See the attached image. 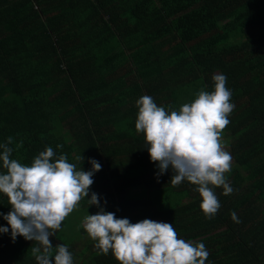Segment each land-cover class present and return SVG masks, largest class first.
<instances>
[{
	"label": "trees",
	"instance_id": "obj_1",
	"mask_svg": "<svg viewBox=\"0 0 264 264\" xmlns=\"http://www.w3.org/2000/svg\"><path fill=\"white\" fill-rule=\"evenodd\" d=\"M215 74L226 75L235 105L222 132L234 191L215 189L221 207L206 219L197 186L173 187L171 169L157 181L136 101L149 95L179 110L213 91ZM9 136L24 165L49 146L71 163L81 154L84 171L90 159L102 165L50 237L74 264H119L111 251L97 255L81 226L99 211L87 204L92 192L117 218L169 223L204 243L205 264H264V0H0V143ZM9 211L0 194V213ZM33 244L0 234V264H36Z\"/></svg>",
	"mask_w": 264,
	"mask_h": 264
},
{
	"label": "clouds",
	"instance_id": "obj_2",
	"mask_svg": "<svg viewBox=\"0 0 264 264\" xmlns=\"http://www.w3.org/2000/svg\"><path fill=\"white\" fill-rule=\"evenodd\" d=\"M212 80L213 91L201 89L179 110L171 105L166 110L151 96H141L136 101L135 122L136 132L144 136L150 161L158 169L157 181L171 169L173 187L184 181L197 186L194 190L201 197L200 209L206 219H213L221 207L215 189L222 188L224 196L234 191L226 176L232 168V156L225 150L222 132L230 123L235 105L226 87V75L215 74ZM13 142L9 136L0 143V162L6 170L0 172V194L11 208L6 215L0 213L8 224L0 226V234L10 231L13 243L17 237L34 241L31 253L36 264H53V257L54 264H74L68 246L53 247L50 237L89 196L93 176L102 165L90 159L91 170L84 171L81 154L75 157L77 163H71L66 154L57 156L50 146L36 155L30 166L24 165L11 158ZM22 147L23 141L15 146L16 150ZM87 204L99 208L96 214L86 215L81 225L95 242L97 255L106 256L111 251L119 264H205L208 259L204 243L179 238L172 224L150 219L133 224L128 218H117L101 207L94 192ZM230 215L234 222H240L234 211Z\"/></svg>",
	"mask_w": 264,
	"mask_h": 264
},
{
	"label": "rangeland",
	"instance_id": "obj_3",
	"mask_svg": "<svg viewBox=\"0 0 264 264\" xmlns=\"http://www.w3.org/2000/svg\"><path fill=\"white\" fill-rule=\"evenodd\" d=\"M232 165H233V163H232Z\"/></svg>",
	"mask_w": 264,
	"mask_h": 264
}]
</instances>
